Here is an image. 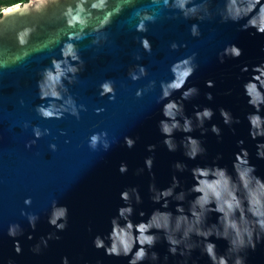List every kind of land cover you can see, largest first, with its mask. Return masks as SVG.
I'll use <instances>...</instances> for the list:
<instances>
[{
  "label": "clouds",
  "instance_id": "clouds-1",
  "mask_svg": "<svg viewBox=\"0 0 264 264\" xmlns=\"http://www.w3.org/2000/svg\"><path fill=\"white\" fill-rule=\"evenodd\" d=\"M150 4L173 13L171 19L177 18L190 22L188 36L192 39L201 37L200 25L218 18L219 24L237 25L238 31H248L250 35H264V0H149ZM137 0H0V71L16 65L36 52H55L49 62L38 73L35 89L39 104L34 106L35 114L41 120H61L65 116L79 121L80 114L87 111L84 104H77L69 93V87L77 82L79 73L84 70L78 45L87 40L88 46L99 48L106 43V29L115 17L126 9H135ZM178 14V16L176 15ZM134 32L139 34V48L145 54L152 53L151 42L145 33L148 25L156 22L153 11L136 10L134 12ZM194 21V22H193ZM184 43L171 41L170 52L184 49ZM264 53V46L260 48ZM242 50L235 44H226L216 53L218 63L225 60H236ZM140 61L141 56L134 57ZM196 53L183 56L168 65L169 78L158 83L159 94L155 103L160 105L161 119L157 129L161 144L169 153L179 150L187 161L203 159L206 149L202 140L191 133L198 131L200 137L210 132L220 142L221 129L216 124L206 128L214 112L210 107L193 105L191 115L185 114L184 102L197 97L199 89L186 86L187 81L196 72ZM240 74H248L241 83V94L246 106L251 109L244 116L248 125V138L255 143V158L264 161V61L249 67L240 66ZM147 76L146 67L135 63L127 69L126 78L135 83ZM240 77L238 76L237 79ZM206 88H213V81H205ZM157 87L156 81H149L145 88H137L136 99ZM179 93L178 98H173ZM99 99L107 98L109 103L116 97L112 80H103L96 88ZM231 94V89L224 93ZM207 101L213 99L210 92L204 94ZM102 107L93 110L100 115ZM222 124L230 130L233 125L241 123L239 117L224 109L218 108ZM182 134L179 141L174 134ZM47 128L31 127L32 139L25 145L31 148L42 136H47ZM63 131L60 135H64ZM105 131L93 132L87 137L90 151L98 148L107 152L115 141L107 139ZM67 142V141H65ZM135 140L125 136L123 146L131 149ZM244 140L236 141L238 152L233 153L231 171L220 166L217 154L210 164H197L191 168L176 161L171 165L172 175L167 187L158 188L152 172L154 156L143 160V167L137 168L134 175L147 172V199L153 207L147 214L139 210L143 203L136 186L125 187L119 193L121 206L108 221V230L96 234L91 239L94 250H103L107 257L126 258L127 264H168L169 256L179 257L175 264H189L192 253L198 251L207 258L208 264H246L248 251H255L256 246L264 242V178L256 175L255 165L249 162V152L242 147ZM156 145H148L146 151L154 153ZM50 152L56 151L55 144H49ZM127 165L121 163L118 172H127ZM187 172L191 184L184 186L177 174ZM23 207L19 216L26 222L27 228L36 230L41 216L31 211V197L22 201ZM170 205H172L170 209ZM135 212L137 222L133 220ZM215 215V221L211 217ZM146 217V218H145ZM46 223L51 229L40 236L29 249L33 255H40L47 249L49 241H58V233L63 232L69 223L68 208L52 200L45 213ZM91 233V227L88 228ZM13 241V251L21 253L17 238L25 236V229L20 223H9L4 231ZM31 241V234L25 237ZM167 245L166 255L162 258L152 251L161 242ZM212 240H222L226 247L223 253H217ZM11 264V261H9ZM59 264H70L68 256H61ZM195 264V261H192Z\"/></svg>",
  "mask_w": 264,
  "mask_h": 264
},
{
  "label": "water",
  "instance_id": "water-1",
  "mask_svg": "<svg viewBox=\"0 0 264 264\" xmlns=\"http://www.w3.org/2000/svg\"><path fill=\"white\" fill-rule=\"evenodd\" d=\"M218 2V0H217ZM136 10L153 11L156 22L148 25L147 36L152 46V53L145 54L139 48V34L134 32ZM173 13L157 8L149 0H137L135 9L126 8L120 16L113 19L106 29V43L99 48L88 46V41L78 45L84 70L79 73L77 82L69 87V93L77 104H84L87 111L80 114V120L65 116L61 120H41L34 112V106L40 101L36 96L35 81L37 73L48 64L55 52H36L16 65L0 71V264H59L61 256H68L70 264H127L126 258H113L104 255L103 250L96 251L91 246V239L96 234L108 230V221L121 206L119 193L125 187L136 186L143 203L139 210L147 214L153 206L147 199V172L134 175L137 168L143 167V160L154 156L152 172L158 188L167 187L172 175L171 165L181 161L189 168L197 164H210L213 158L221 155L217 161L220 166L231 171L233 153L238 152L237 140H244L242 147L249 152V162L256 167V175L264 178V161L255 158V143L248 138V125L244 116L251 109L246 106L241 94V83L248 74H240V66L249 67L264 61V35H250L248 31H238L237 25L219 24L218 18L200 25L201 37L192 39L188 36L190 22L179 18L173 20ZM178 16V14H176ZM194 22V21H193ZM171 41L184 43L186 47L177 52H170ZM226 44H235L242 50L236 60L218 63L216 53ZM196 53V72L186 83L195 86L199 95L184 102L186 115H191L193 105L210 107L214 115L205 124L208 128L216 124L221 129L220 142L210 132L200 137L199 132L191 133L202 140L206 155L203 159L187 161L179 150L167 152L160 143L163 137L157 129L161 119L160 105L155 103L159 94L158 83L169 78L168 65L173 61ZM141 56L135 61V56ZM135 63L146 67L147 76L133 83L126 78L127 69ZM240 77L237 79V77ZM103 80H112L116 90L115 100L111 103L105 97L99 99L96 88ZM213 81V88H206L205 81ZM149 81H156L157 87L145 92L141 98L134 96L137 88H145ZM231 89L230 95L224 93ZM210 92L213 99L207 101L204 94ZM179 93L174 94V99ZM102 107L100 115H94L95 108ZM224 108L239 117L241 123L230 130L219 118L218 108ZM261 115H264L262 111ZM47 128L49 134L42 136L31 148L24 145L32 139L31 127ZM65 134L62 136L60 132ZM105 131L107 139L115 141L107 152L90 151L87 137L93 132ZM135 140L133 148L123 146V138ZM182 134H174L179 141ZM67 141V142H65ZM49 144L56 145V151L50 152ZM148 145H156L154 153L146 151ZM127 165V172L121 175L118 167ZM185 187L191 184L187 172L177 174ZM31 197V211L41 216L33 232L19 216L23 199ZM68 208L69 223L67 228L58 233V241H49L47 249L40 255H33L30 248L40 236L51 231L46 223L45 213L52 200ZM172 205H170L171 209ZM146 218V217H145ZM134 222H137L135 212ZM215 221V215L211 222ZM20 223L25 229V236L17 238L21 253L13 251V241L4 235L9 223ZM91 227V233L88 228ZM31 234L33 239L25 237ZM217 253H223L226 244L222 240H212ZM167 245L161 240L152 251L162 258L166 255ZM179 257L169 256L168 264H175ZM208 264L207 258L198 251L192 253L189 264ZM147 264V262H144ZM246 264H264V242L256 246L255 251H248Z\"/></svg>",
  "mask_w": 264,
  "mask_h": 264
}]
</instances>
